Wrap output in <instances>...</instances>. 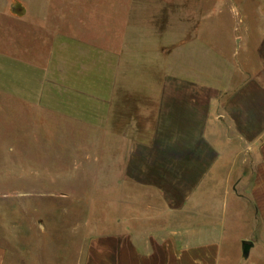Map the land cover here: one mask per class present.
Here are the masks:
<instances>
[{"label":"crops","instance_id":"1","mask_svg":"<svg viewBox=\"0 0 264 264\" xmlns=\"http://www.w3.org/2000/svg\"><path fill=\"white\" fill-rule=\"evenodd\" d=\"M79 1L74 15L69 0H48L45 9L52 5L56 14L51 19L13 18L31 25L9 30L37 52L32 61L22 62L30 69L25 73L12 65L0 70V96L18 111L63 117L89 133L97 131L102 149L111 135L114 168L123 174L115 175L117 184L131 192L118 201L121 210L108 231L87 236L80 246L73 242L60 257L51 241L41 248L29 235L15 245L0 233V264H264V78L252 76L225 89L202 78L209 66L192 71L188 64L176 69L168 62L149 67L153 61L147 60L138 77L131 68L120 71L122 61L134 64L120 46L127 24L135 20L131 3L136 0ZM252 1L264 32V0H245L247 17ZM101 14V21L88 24L89 16ZM158 26L162 35L171 24ZM32 27L46 34L39 45L32 43ZM166 50L161 52L166 59L180 52ZM86 62L112 73L97 96L87 97L76 75L89 69L81 65ZM152 69L157 78L147 72ZM58 88L68 94H56ZM26 89L51 95L14 94ZM228 219L229 225L219 224ZM235 231L240 235L233 237ZM230 233L233 241L223 253ZM245 241L251 242L247 255Z\"/></svg>","mask_w":264,"mask_h":264},{"label":"rangeland","instance_id":"2","mask_svg":"<svg viewBox=\"0 0 264 264\" xmlns=\"http://www.w3.org/2000/svg\"><path fill=\"white\" fill-rule=\"evenodd\" d=\"M91 1L86 0V3L92 4ZM162 1L167 4L163 5ZM79 2L69 0L68 9L72 15ZM96 4L98 6L99 1ZM47 5L48 0H0L1 71L4 66L12 65L17 72H27L29 66H22V62L32 61L36 47L26 49L24 41L9 28L22 31L21 28L31 27L14 21L15 17L38 16L39 21L41 17L45 21L51 19L56 14L52 5L45 9ZM131 8L135 20L126 26L120 51L126 50L127 62L134 60V64L131 67L122 61L120 71L131 68L138 77L144 68L142 63L147 60L153 61L149 67L164 66L166 62L176 69L188 64L191 71L193 67L209 66L210 72L203 73L202 78L225 89L239 86L252 76L264 78L260 58L264 62V32L256 20V1L250 2L252 13L248 17L245 0H136L131 3ZM155 12L159 17H155ZM100 16L103 15L89 16L88 24L101 21ZM164 21L171 27L161 35L158 25ZM84 26L88 27L86 21ZM29 32L34 44L39 45L46 39V34L37 28L32 27ZM164 47L180 52L166 59L161 53ZM40 52L42 57L45 52L42 53L41 46ZM197 60L200 66H194L193 62ZM81 65L89 69L84 71ZM81 65L76 73L78 80L84 83V90L89 93L87 97L97 96V91H102V86L111 80L108 76L112 73H105V77L96 65L90 62ZM147 72L158 77L157 70ZM184 74L197 76L193 72ZM54 90L61 96L68 94L60 88ZM3 93L12 94L4 90ZM14 94L51 95L48 90L27 89ZM88 101L95 106V100ZM62 119L50 120L46 115L39 116L34 111L31 114L24 108L18 111L0 96V133H8L0 136V140L6 139V143L0 142V233L15 245L19 241L26 242L29 235L41 248L51 241L59 257L73 242L75 245L77 241L80 246L87 236L108 231L113 226L111 220L118 216V201L127 199L131 192L128 185L117 184L115 175L123 174L122 169L120 173L118 167L114 168L111 135L102 149L97 142V131L89 133L79 123ZM246 204L252 212L251 201ZM228 221L220 220L219 224H228ZM29 230L30 234L27 233ZM239 231L246 232L245 229ZM238 235V231L233 233V237ZM230 236L231 233L228 242L224 241L223 253L233 241Z\"/></svg>","mask_w":264,"mask_h":264},{"label":"water","instance_id":"3","mask_svg":"<svg viewBox=\"0 0 264 264\" xmlns=\"http://www.w3.org/2000/svg\"><path fill=\"white\" fill-rule=\"evenodd\" d=\"M250 245H251V242H249V241L244 242V253H245V255L248 254V248Z\"/></svg>","mask_w":264,"mask_h":264}]
</instances>
